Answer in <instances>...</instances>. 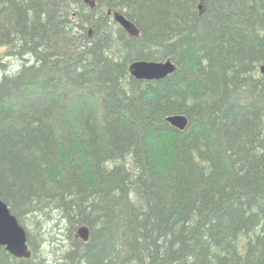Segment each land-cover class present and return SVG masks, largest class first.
Instances as JSON below:
<instances>
[{
	"label": "trees",
	"instance_id": "1",
	"mask_svg": "<svg viewBox=\"0 0 264 264\" xmlns=\"http://www.w3.org/2000/svg\"><path fill=\"white\" fill-rule=\"evenodd\" d=\"M0 49V199L60 215L54 264H264V0H0ZM31 225L0 264H50Z\"/></svg>",
	"mask_w": 264,
	"mask_h": 264
},
{
	"label": "water",
	"instance_id": "2",
	"mask_svg": "<svg viewBox=\"0 0 264 264\" xmlns=\"http://www.w3.org/2000/svg\"><path fill=\"white\" fill-rule=\"evenodd\" d=\"M91 9L96 6V0H83ZM106 14L112 16L123 30L130 36L137 37L140 30L137 25L122 12L107 9ZM129 73L138 80H159L173 73L177 66L170 59L167 60H134L129 66ZM166 120L175 128L183 130L188 124L184 114H171ZM75 238L87 241L90 236L89 227L85 224L77 227ZM0 245L16 258H29L31 250L28 246L27 233L17 217L11 213L8 205L0 199Z\"/></svg>",
	"mask_w": 264,
	"mask_h": 264
},
{
	"label": "rangeland",
	"instance_id": "3",
	"mask_svg": "<svg viewBox=\"0 0 264 264\" xmlns=\"http://www.w3.org/2000/svg\"><path fill=\"white\" fill-rule=\"evenodd\" d=\"M25 94L16 93L15 94L16 100L21 102L25 99L32 98L35 95H37V91H32L31 93L26 92ZM49 216L51 217V219L45 218V216L41 215L39 212L31 213L26 218L27 225L25 223H24L25 225L24 224L23 225L24 228L26 227L28 229L32 227L30 233H32V235H36L35 234L36 225H31V223L37 222L40 229L44 233L43 237L42 238L40 237L41 240L42 239L44 240L43 241H41L40 239L38 240L40 253L42 252L41 253L42 257L46 258L50 264H54V260H56L57 256H59L58 248L61 245H68V240L64 239L65 223L60 218V215L56 211H53L49 213ZM57 223L60 227L59 229L54 226ZM35 242H37V240Z\"/></svg>",
	"mask_w": 264,
	"mask_h": 264
}]
</instances>
